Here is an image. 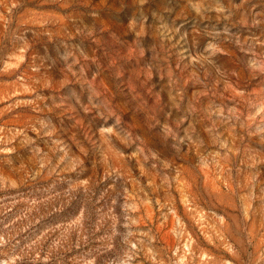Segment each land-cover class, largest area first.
I'll use <instances>...</instances> for the list:
<instances>
[{
	"label": "rangeland",
	"instance_id": "374dc122",
	"mask_svg": "<svg viewBox=\"0 0 264 264\" xmlns=\"http://www.w3.org/2000/svg\"><path fill=\"white\" fill-rule=\"evenodd\" d=\"M0 264H264V0H0Z\"/></svg>",
	"mask_w": 264,
	"mask_h": 264
}]
</instances>
